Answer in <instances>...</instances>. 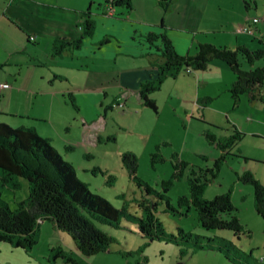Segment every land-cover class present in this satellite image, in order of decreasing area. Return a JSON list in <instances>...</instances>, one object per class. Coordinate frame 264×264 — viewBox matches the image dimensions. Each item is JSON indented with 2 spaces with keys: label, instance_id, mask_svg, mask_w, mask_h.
<instances>
[{
  "label": "rangeland",
  "instance_id": "obj_1",
  "mask_svg": "<svg viewBox=\"0 0 264 264\" xmlns=\"http://www.w3.org/2000/svg\"><path fill=\"white\" fill-rule=\"evenodd\" d=\"M246 17L264 18V0H172L166 10V36L174 34L179 38V51L194 56L200 43L224 48L222 44L233 39L226 33L246 34L235 28L243 26ZM258 34L247 35L248 40L263 47L264 32ZM147 37L142 44L149 46ZM212 39L217 45L208 42ZM191 41L193 47L186 54ZM240 62L242 69H251ZM222 63L213 60L208 70L182 69L177 76L166 78L150 95L157 112L145 107L135 92H122L118 87L91 89L77 100L69 91L60 97L52 147L72 165L77 179L123 214L113 225L91 218L112 239L104 253L81 256L72 237L45 220L38 224L36 244L30 249L0 242V264H72L67 258H73L74 264H264V219L256 212L253 185L243 181L248 172L264 189V110L258 104L249 115L247 94L241 103L249 106L247 111L239 108V102L235 105L220 86L225 77L218 69ZM198 74L202 75L199 83L195 80ZM205 98L213 100L206 103ZM1 107L14 109L15 101L3 99ZM234 127L243 136L227 147L228 154L215 169L222 155L217 145L228 142ZM257 129L261 135L255 133ZM124 153L137 157L135 174L122 161ZM208 169L214 170V179ZM192 172L208 178L204 200L229 194L241 225L239 233L204 229L191 204L180 202L191 193ZM138 182L167 200L155 193L147 195ZM145 200L157 204L155 216L164 233L153 241L143 238L129 218L141 217L140 204Z\"/></svg>",
  "mask_w": 264,
  "mask_h": 264
},
{
  "label": "crops",
  "instance_id": "obj_2",
  "mask_svg": "<svg viewBox=\"0 0 264 264\" xmlns=\"http://www.w3.org/2000/svg\"><path fill=\"white\" fill-rule=\"evenodd\" d=\"M127 1L129 7L114 5L113 15H107V3L102 0H0V85L9 86L0 89V123L33 129L52 142L55 120L59 121L60 115L59 98H64L67 91L76 100L90 94L91 89L107 87L130 90L139 96L141 85L156 79L157 65L163 62L160 53L142 44V39L149 34L166 36V11L157 0ZM250 18L246 17L243 25L261 35L264 23L252 26L246 23ZM87 19L93 23L91 34L85 33ZM247 35L229 32L226 37L233 36L232 42L220 44L231 50L264 49L253 46ZM167 37L179 55L185 54L177 48L178 37ZM255 39L261 43L258 37ZM208 42L217 45L218 41ZM182 43L185 47L186 41ZM187 46L189 54L192 41ZM218 69L225 75L221 89L229 92L236 76L223 63ZM201 77L198 74L196 82ZM253 94L254 99L248 94L245 97L249 115L258 104L264 110V85ZM242 96L239 108L247 111L249 106L241 105ZM3 99L15 101L14 109L2 108ZM212 100L205 98L206 103ZM233 130L237 131L235 127ZM255 133L261 135L258 129ZM1 177L0 172V198L15 209L27 199L28 183L21 178L11 179L2 187Z\"/></svg>",
  "mask_w": 264,
  "mask_h": 264
},
{
  "label": "trees",
  "instance_id": "obj_3",
  "mask_svg": "<svg viewBox=\"0 0 264 264\" xmlns=\"http://www.w3.org/2000/svg\"><path fill=\"white\" fill-rule=\"evenodd\" d=\"M111 2L116 6L129 7L127 0ZM171 2L172 0H157L163 11L167 10ZM92 28V21L87 19L85 33L91 34ZM146 42L159 52L163 59V62L157 65L156 79L141 85L139 90L142 104L154 112H157V107L150 95L160 88L166 78L177 76L182 69L193 72L208 70L210 62L216 59L221 60L236 76L228 92L235 105L243 94H248L250 99H254L255 89L264 85V64L254 67L258 61L264 62V49L251 51L241 47L231 50L228 47L200 43L193 56L179 55L170 39L163 34H149ZM240 59L251 69H242ZM71 102L73 103L72 100ZM241 136L242 133L234 131L226 144L217 145L222 155L216 159L215 169H218L225 159V153L228 154L227 147L239 141ZM207 137L212 141V137ZM122 161L130 172L135 174L137 157L132 153H124ZM0 172L2 187L11 179L21 178L27 181L29 189L27 199L18 203L15 209H11L0 198V242L30 249L36 244L38 224L49 220L58 230L67 232L72 237L81 256L96 255L109 249L112 239L97 228L91 218L113 225L118 222L123 210L116 209L107 199L91 192L87 185L77 179L72 165L63 160L49 139L41 137L30 128H13L0 123ZM207 173H210L213 179L216 176L212 169H208ZM194 175L192 172L193 177L189 179L191 192L189 197L182 198L180 202L191 204L204 229H230L239 233L241 225L238 217L233 214L235 207L229 194L216 195L210 201L204 200L202 194L208 178L204 174ZM243 181L253 185L256 212L264 219L263 187L248 172L244 175ZM164 184L167 186L169 182ZM138 185L144 187L147 195L153 196L155 193V197L167 200L166 196L154 192L146 183L138 182ZM164 190L167 191V188ZM167 204L170 205L169 202ZM156 205L145 200L140 204L143 209L141 217L129 215L137 224L138 233L150 241L164 236L161 224L155 216ZM67 260L75 263L73 258Z\"/></svg>",
  "mask_w": 264,
  "mask_h": 264
},
{
  "label": "built area",
  "instance_id": "obj_4",
  "mask_svg": "<svg viewBox=\"0 0 264 264\" xmlns=\"http://www.w3.org/2000/svg\"><path fill=\"white\" fill-rule=\"evenodd\" d=\"M106 1H110V5L107 8V15H113V3L111 2V0H106ZM264 21V18H250L246 21V23H250L252 24V26H257L258 24H260L261 22ZM238 33H247V34H252V35H256L257 33H255L254 30H252V28L249 27V25H243V26H239L237 29ZM30 40H33V37L30 38ZM188 72H191L190 70H187ZM9 86L7 84H1L0 85V89H5L8 88Z\"/></svg>",
  "mask_w": 264,
  "mask_h": 264
}]
</instances>
